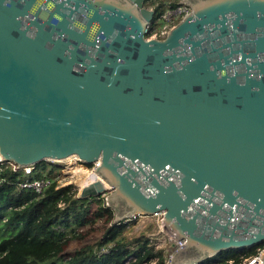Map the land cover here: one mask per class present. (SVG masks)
Listing matches in <instances>:
<instances>
[{"label": "water", "instance_id": "95a60500", "mask_svg": "<svg viewBox=\"0 0 264 264\" xmlns=\"http://www.w3.org/2000/svg\"><path fill=\"white\" fill-rule=\"evenodd\" d=\"M187 1L160 39L146 0H0V158L101 160L114 222L185 238L171 264L264 241V0Z\"/></svg>", "mask_w": 264, "mask_h": 264}, {"label": "trees", "instance_id": "16d2710c", "mask_svg": "<svg viewBox=\"0 0 264 264\" xmlns=\"http://www.w3.org/2000/svg\"><path fill=\"white\" fill-rule=\"evenodd\" d=\"M178 2L170 4L176 6ZM164 8V2L156 4V15ZM44 171L55 178L60 169L42 161L30 175L10 168L0 171V264H125L130 257L133 259L128 264H151L153 259L155 264H165L163 249H157L150 237H130L126 235L128 223L113 221L115 210L103 197L81 198L73 184L61 185L57 181L40 194L20 186L27 177H42ZM99 226V240L66 252L71 241L83 240ZM263 244L264 241L250 248L222 251L198 264L239 260L255 254ZM104 248L108 250L101 252Z\"/></svg>", "mask_w": 264, "mask_h": 264}, {"label": "built area", "instance_id": "2783aa9c", "mask_svg": "<svg viewBox=\"0 0 264 264\" xmlns=\"http://www.w3.org/2000/svg\"><path fill=\"white\" fill-rule=\"evenodd\" d=\"M190 12H192V8L189 5V1L185 2V0H179L178 5L176 6H172L169 3L168 5L165 6L164 11L162 13L155 16V19L153 20V22L150 24L148 28L149 33H152V38H160V39L165 38L168 35L169 31L179 21L185 18ZM73 159H76L81 163L90 165L91 166L90 173L97 174L96 178H90L88 175V177L84 180L80 189H82L84 186L96 180L104 181L103 178L96 171L97 167L100 165L101 160H96L94 162L88 163V162L81 160L77 156H74ZM73 159H70L67 161L64 159L53 161V162L64 163L63 167L52 162V164L56 165L60 169L59 173L57 174L55 178L48 175L47 171H44L42 173V177H38V178L27 177L23 182L20 183V186L23 188H32L37 193L40 194L47 187H49L52 183L56 181L61 185H66L65 183L62 182L60 174H61V171L65 172V169L68 172L71 170L70 162ZM4 168H10L14 172L22 171L26 175H30L34 173V171L36 170V165L20 166L17 163L0 158V171L3 170ZM69 184H72V183H69ZM104 184L106 185L107 188L112 189V187L107 182L104 181ZM74 188L77 189L75 184H74ZM59 205L63 206L64 203L61 202ZM142 215L147 216L145 214H134V215L127 216L122 222L126 223L137 217H141ZM153 216L156 217V224L158 227L157 232H158L159 238L156 239L157 242H154L153 239H150V240L157 249H163L164 256H165V264H171L175 255L185 245V238H177L176 236H174V234L170 233L167 229H165L161 225L162 219L164 217V212L162 211L157 212L153 214ZM107 250L108 248H104L101 252H106ZM263 254H264V244L260 246L257 249L256 253L253 255L241 256L239 260H236L234 258L227 259L223 264H255L257 260L263 261ZM132 259L133 257H130L125 262V264H128ZM155 263H156V259H153L151 261V264H155ZM213 264H216V263H213Z\"/></svg>", "mask_w": 264, "mask_h": 264}, {"label": "rangeland", "instance_id": "374dc122", "mask_svg": "<svg viewBox=\"0 0 264 264\" xmlns=\"http://www.w3.org/2000/svg\"><path fill=\"white\" fill-rule=\"evenodd\" d=\"M160 1L164 2L165 6H166L173 0H158L157 2L159 3ZM157 2H156V4H158ZM156 4H152V3L147 2L146 6H148L150 8H154ZM146 37L152 38V33H149V31H148ZM64 160L67 161L69 159H64ZM49 162L52 163L53 161H49ZM53 163L60 165L61 167H63V165H64V163H59V162H53ZM70 163H71L70 164L71 170L69 172L66 169H65V172L61 171L60 177L62 179V182L65 184H69V183H72L73 185L75 184L77 187L78 193H80V190H81L80 188H81L84 180L88 177L87 174L90 173L91 166L88 164L81 163L76 159L71 160ZM84 172H86V173H84ZM82 174H84V176ZM111 190L112 189L108 188L107 192L105 194H103L104 202L107 205H108V202L106 199V194H108L109 191H111ZM93 206L95 207V204ZM116 211H118V210L116 209ZM126 223H128L126 235H128L130 237L145 235V236L150 237V239H153L154 242H157L156 239L159 238V235L157 232L158 227L156 224V217L155 216H153V215H147V216L142 215L141 217H137V218L130 220ZM100 227L101 226H99L97 230L95 229L94 232L87 234L83 240L71 241L66 252L72 253L77 248H79V247H81L87 243H94L97 240H99L101 235H102Z\"/></svg>", "mask_w": 264, "mask_h": 264}, {"label": "bare ground", "instance_id": "6f19581e", "mask_svg": "<svg viewBox=\"0 0 264 264\" xmlns=\"http://www.w3.org/2000/svg\"><path fill=\"white\" fill-rule=\"evenodd\" d=\"M73 157H74V156H69V157H67V158H65V159H69V160H70V159H73ZM76 169H77V168H76ZM84 170H85V169H84ZM84 173H86V172H84ZM82 175L84 176V174H82ZM87 175H89L90 178H96V176H97V174H94V173H89V174H87ZM87 175H86V176H87Z\"/></svg>", "mask_w": 264, "mask_h": 264}]
</instances>
